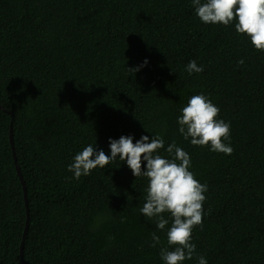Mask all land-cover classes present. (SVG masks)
Segmentation results:
<instances>
[{"label":"trees","instance_id":"1","mask_svg":"<svg viewBox=\"0 0 264 264\" xmlns=\"http://www.w3.org/2000/svg\"><path fill=\"white\" fill-rule=\"evenodd\" d=\"M201 93L230 123L231 155L178 131ZM0 106V264H22L27 216L24 264H164L171 218L158 230L141 214L147 178L119 157L68 171L89 144L110 155L109 138L157 134L208 188L183 264H264V51L235 22L203 23L192 0H0Z\"/></svg>","mask_w":264,"mask_h":264},{"label":"clouds","instance_id":"2","mask_svg":"<svg viewBox=\"0 0 264 264\" xmlns=\"http://www.w3.org/2000/svg\"><path fill=\"white\" fill-rule=\"evenodd\" d=\"M192 5L203 23L229 26L235 22L236 32L246 35L256 50L264 51V0H192ZM144 63L147 64V60ZM238 64L243 65L244 60H239ZM127 70L135 73L139 67ZM186 71L200 73L204 68L191 60ZM181 113L177 118L178 131L185 140L191 138L193 146H210L213 152L232 154L230 123L218 119L220 109L209 97L203 93L193 95ZM133 139L131 135H122L118 140L109 138L110 155L89 144L74 156L68 171L79 179L82 175H90L97 167L104 169L119 157L135 177L147 178L146 202L140 212L150 221L155 219L158 230H164L169 224L164 214H170L171 226L166 233L169 247L161 248L160 257L164 264H183L196 252L192 233L203 223L207 185L200 183L190 171L191 157L175 141L166 148L170 157L166 158L159 154L165 147L162 136L157 134L149 138L142 135L135 143ZM152 239L151 246L156 247L160 237L154 232ZM198 264H207L204 256L198 257Z\"/></svg>","mask_w":264,"mask_h":264},{"label":"water","instance_id":"3","mask_svg":"<svg viewBox=\"0 0 264 264\" xmlns=\"http://www.w3.org/2000/svg\"><path fill=\"white\" fill-rule=\"evenodd\" d=\"M0 109H3V107L0 106ZM5 112H7V110L3 109ZM11 114V113H10ZM12 116V114H11ZM11 143H12V131H11ZM13 149H14V146L12 145ZM14 156H15V153H14ZM15 160H16V156H15ZM17 162V161H16ZM17 172H18V175L22 181V183L24 184V181H23V176H22V173L20 171V168L19 166L17 165ZM24 192H25V202H26V206H28L27 204V195H26V188L24 187ZM27 228H28V216H27V222H26V226H25V230H24V235H23V238H22V243H21V252H20V255H21V261H22V264H24V258H23V244H24V241H25V237H26V234H27Z\"/></svg>","mask_w":264,"mask_h":264}]
</instances>
